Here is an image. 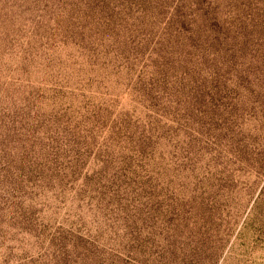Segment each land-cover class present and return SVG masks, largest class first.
<instances>
[{
  "label": "rangeland",
  "instance_id": "374dc122",
  "mask_svg": "<svg viewBox=\"0 0 264 264\" xmlns=\"http://www.w3.org/2000/svg\"><path fill=\"white\" fill-rule=\"evenodd\" d=\"M0 264H264V0H0Z\"/></svg>",
  "mask_w": 264,
  "mask_h": 264
}]
</instances>
